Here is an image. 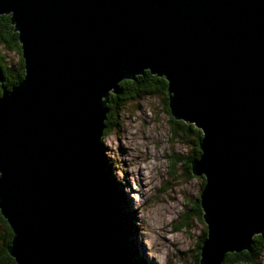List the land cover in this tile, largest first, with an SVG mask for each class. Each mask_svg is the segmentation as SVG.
<instances>
[{"label": "water", "instance_id": "1", "mask_svg": "<svg viewBox=\"0 0 264 264\" xmlns=\"http://www.w3.org/2000/svg\"><path fill=\"white\" fill-rule=\"evenodd\" d=\"M1 14L24 72L0 93V213L17 264H107L99 96L144 70L202 135L189 167L204 178L200 264L264 233V0H0Z\"/></svg>", "mask_w": 264, "mask_h": 264}, {"label": "rangeland", "instance_id": "2", "mask_svg": "<svg viewBox=\"0 0 264 264\" xmlns=\"http://www.w3.org/2000/svg\"><path fill=\"white\" fill-rule=\"evenodd\" d=\"M0 54L9 66L18 62L17 53L2 45ZM164 98L142 94L106 106L110 123L100 138V166L109 188L100 200L109 217L105 215L114 245L112 264H200L199 247L207 231L198 199L204 178L193 175L186 160L195 156L197 138L192 132L172 136ZM3 220L7 222L0 213V245ZM8 227L7 248L13 236ZM255 264H264V247Z\"/></svg>", "mask_w": 264, "mask_h": 264}, {"label": "trees", "instance_id": "3", "mask_svg": "<svg viewBox=\"0 0 264 264\" xmlns=\"http://www.w3.org/2000/svg\"><path fill=\"white\" fill-rule=\"evenodd\" d=\"M0 45L5 47L6 49L16 52L18 57V62L15 64L14 67H12L7 64L5 55L0 54V70L2 72V77H3V82L0 83V93H1L2 86L5 87L6 89H11L15 84H17L23 78L24 75L23 59L21 58V54H20V44L18 42L17 32L13 29V24L10 20L9 14L0 15ZM150 93L164 94L165 96L164 101H165V105L167 106L166 80L161 76L151 74L149 70H144L143 73H141L140 75H136L133 79H122L117 85V92L109 93L106 106H109L111 108L113 103L117 102L116 104H118V102L126 101L130 99V97L134 98L138 95L150 94ZM167 111L169 112L168 108ZM170 118L171 119H170L169 131L172 134V136L177 137L182 135L183 137L186 132H192L195 133V136L197 138L196 142L199 143L201 132L198 128H196L191 123H187V122L184 123L185 121L183 122V120L181 121L179 119H175L172 117ZM104 123L106 124V126L103 130L102 136L103 134H105V130L107 131L106 128L110 123V113L108 112H107V117L104 120ZM196 142H195V148H193L195 149L194 150L195 156L192 157V159L200 155L199 146ZM192 143H194L193 139H192ZM192 159L190 157L186 158L188 162L187 165L189 167ZM101 160H103V158H101ZM108 188L109 186L105 188V192L107 194H108L107 192ZM101 203L103 205V210L106 215L107 211L106 209H104V203L102 202V199H101ZM107 218L109 219L108 216ZM2 222L5 223L6 227H5L4 237H2L1 239L3 240V244L0 245V264H16L15 259L11 257L7 251V245H8L7 242L8 239L11 237L12 233L8 227L7 222H5V220H3ZM204 235L202 237V240L204 238ZM263 247H264V233L256 234L253 236L248 250H243L241 252L226 253L224 255L221 264H255L258 262V258L263 252ZM108 264H112L111 261Z\"/></svg>", "mask_w": 264, "mask_h": 264}, {"label": "bare ground", "instance_id": "4", "mask_svg": "<svg viewBox=\"0 0 264 264\" xmlns=\"http://www.w3.org/2000/svg\"><path fill=\"white\" fill-rule=\"evenodd\" d=\"M19 42V41H18ZM20 44V43H19ZM151 74H153V73H151ZM136 75H139V74H136V73H134V74H131V75H129V77H127V78H125V79H133ZM24 76V75H23ZM161 77H163L164 79H165V77L164 76H161ZM2 78V77H1ZM166 80V79H165ZM21 81V80H20ZM19 81V82H20ZM18 82V83H19ZM17 83V84H18ZM16 85V84H15ZM117 85H118V83H117ZM166 85H167V81H166ZM2 88V90L3 89H6L5 87H1ZM112 88H110V90L109 91H111L112 92V90H111ZM7 90H9V89H7ZM117 92V91H116ZM167 92V91H166ZM170 92H168V96H170ZM109 95V94H108ZM99 98H100V101L102 102V101H104V103H102V106L104 107H106V103H107V100H108V96H105V95H103V94H101L100 96H99ZM106 112H107V107H106ZM106 112H105V114L103 115V122H104V120H105V118H106ZM173 117V116H172ZM174 118V117H173ZM177 119V118H176ZM184 121V120H183ZM192 124H194L193 122H192ZM196 126V125H195ZM104 128H105V123H104ZM104 128H100V132H101V135H102V133H103V130H104ZM106 131V130H105ZM101 135H100V138H101ZM201 138H202V135H201V137H200V140H201ZM99 141H100V139H99ZM199 150H200V148H199ZM201 152V151H200ZM199 157V156H198ZM198 157L197 158H195V159H192V160H197L198 159ZM100 161H101V153H100ZM100 170H101V166H100V168H99ZM104 172V171H103ZM106 172V171H105ZM100 173H101V171H100ZM101 175V181H102V188H103V191H104V193H105V184H104V179H103V177H102V173L100 174ZM106 175V174H105ZM199 176H201V175H199ZM203 177V176H202ZM98 204H99V207H101L102 208V210H103V205H102V203H101V200H100V203L98 202ZM108 227L110 228V226H109V223H108ZM111 229V228H110ZM258 234H260V233H258ZM261 234H263V233H261ZM227 252H229V251H227ZM226 252V253H227ZM113 249H112V253H111V255H109L107 258V263L108 262H110V258L113 256ZM12 257V256H11ZM224 258V257H223ZM222 258V259H223ZM222 259L219 261V263L218 264H220L221 262H222ZM200 261V260H199ZM153 264V263H152Z\"/></svg>", "mask_w": 264, "mask_h": 264}]
</instances>
